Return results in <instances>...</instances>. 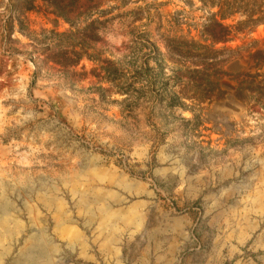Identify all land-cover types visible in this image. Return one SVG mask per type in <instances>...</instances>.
<instances>
[{
  "label": "rangeland",
  "instance_id": "rangeland-1",
  "mask_svg": "<svg viewBox=\"0 0 264 264\" xmlns=\"http://www.w3.org/2000/svg\"><path fill=\"white\" fill-rule=\"evenodd\" d=\"M221 3L0 1V264H264V24L212 44Z\"/></svg>",
  "mask_w": 264,
  "mask_h": 264
},
{
  "label": "trees",
  "instance_id": "trees-1",
  "mask_svg": "<svg viewBox=\"0 0 264 264\" xmlns=\"http://www.w3.org/2000/svg\"><path fill=\"white\" fill-rule=\"evenodd\" d=\"M1 1V0H0ZM7 3H9L11 6L9 8L10 16L13 14H16L18 12L24 11V12H30V11H38L41 9V7H44L48 10L51 9L50 13L54 14L57 17H65V19H68V16H70L74 9L77 6V3L79 0H6ZM240 1V0H238ZM224 3H226V0H223V3L219 4L217 7L219 8L217 16L220 19L219 21H214L212 27H219V32L212 33L209 35L208 41H211L212 44L215 43H224L231 41L233 39H236V36L239 34H251L256 27H258L261 24H264V8L261 6L258 7V9L254 12H251L250 14H247L246 19L244 21H238L235 24V27L226 26L223 24V21L234 18L237 14L240 13V6H236L232 12H228L227 10H223L222 6H224ZM127 14L134 16L132 18L131 24H133L135 21V18L139 13L137 10H131ZM232 33L234 34L232 38H230ZM206 40V41H207ZM172 39H166V43L173 42ZM184 47H189L192 49H200L207 52L210 47L206 44H198V46L191 41V43L184 42ZM212 46V45H211ZM167 51L170 53V50L167 47ZM213 54L217 53V51L212 50ZM171 54V53H170ZM179 56V55H178ZM250 58L254 61L253 68L256 72L259 70H262L264 67V49H253L249 53ZM198 64L196 65V67ZM201 70H194L193 73L199 74L201 73ZM259 75H255L253 77L252 84L254 85V88H251L250 92L253 93V96L251 97L253 103L255 105H261L264 107V75H260L262 79L260 81L254 80ZM243 91V90H242ZM241 91V92H242ZM178 97H171L169 98V101L166 103V108L173 109L176 107H180V104L178 102ZM192 99V98H189Z\"/></svg>",
  "mask_w": 264,
  "mask_h": 264
}]
</instances>
